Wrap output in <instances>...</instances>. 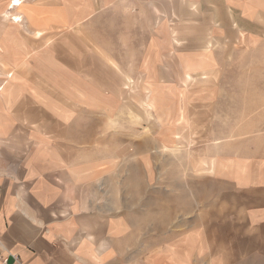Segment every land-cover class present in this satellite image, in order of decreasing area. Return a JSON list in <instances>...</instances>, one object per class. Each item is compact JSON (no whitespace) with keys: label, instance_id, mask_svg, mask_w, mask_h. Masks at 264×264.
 I'll list each match as a JSON object with an SVG mask.
<instances>
[{"label":"crops","instance_id":"obj_1","mask_svg":"<svg viewBox=\"0 0 264 264\" xmlns=\"http://www.w3.org/2000/svg\"><path fill=\"white\" fill-rule=\"evenodd\" d=\"M13 1L0 0V235L10 253L0 264H264V98H188L196 80L228 78L238 62L243 79L248 52L260 70L264 0ZM137 71L162 120L171 103L165 146L193 156L173 161L189 172L177 206L187 224L140 253L121 240L131 221L110 203L115 161L97 157L100 123L115 122ZM196 169L213 210L203 225Z\"/></svg>","mask_w":264,"mask_h":264},{"label":"rangeland","instance_id":"obj_2","mask_svg":"<svg viewBox=\"0 0 264 264\" xmlns=\"http://www.w3.org/2000/svg\"><path fill=\"white\" fill-rule=\"evenodd\" d=\"M251 57V52L244 56L246 63L244 73H239L240 77L243 75V79L237 81L235 78L240 68L238 62L233 70L223 72L230 79H220L215 73V79L212 81H206V78L196 80L191 87L194 94L188 98H264V64L260 66V70L252 71L250 61L249 63L246 61ZM133 73L136 74L135 83L133 81V85L129 88L132 98L117 100L114 123L112 120L107 122L106 119L100 123V129L104 130H101L99 137L97 157L100 163L107 160L112 161V159L115 161V200L110 203L114 202L117 218L124 217L131 221L132 231L126 232L125 237L121 234V240L129 242L133 252L140 253L146 248L155 249L158 244L175 236L174 229L187 224L186 218L182 219L177 216V206L180 205L182 208L184 204L187 205L185 198L189 186L186 183L179 184L178 181L182 180L181 176L185 178L188 176L187 161L193 156L182 152L173 153L165 146L172 141V121L168 119L169 114H166V109L170 110L172 107L171 103H164L160 106L165 113L162 120L156 112L157 105L154 103V98H148V95H151L150 89L140 86L141 82L138 81L140 72ZM257 73L259 77H256ZM141 95L143 98H140ZM107 129L110 132L115 130L114 141L112 133ZM107 132L110 133L109 136ZM185 136V143L190 145L192 141L189 142L187 133ZM191 145L195 144L191 143ZM113 153L114 158H112ZM93 154L96 157V152ZM196 157H198L197 154ZM175 160L184 162L186 167L174 169L173 161ZM124 163L127 165L123 166ZM195 172L196 185L191 188H195L197 196L196 224L203 225V216L208 214L210 218L213 210L205 209L204 185L200 179L203 170L196 169ZM100 176L102 177V173ZM104 188L106 185H101L100 193L104 191ZM184 195V200L180 199ZM175 203L177 205H174ZM206 203L210 204L209 201ZM215 224L217 225L218 222ZM197 235L202 238L204 234ZM211 237L214 242L211 253L214 257V253L219 252V233L212 232ZM203 252L204 250H199L200 254ZM244 261L243 264H258L252 260ZM229 264H235V262H229Z\"/></svg>","mask_w":264,"mask_h":264},{"label":"built area","instance_id":"obj_3","mask_svg":"<svg viewBox=\"0 0 264 264\" xmlns=\"http://www.w3.org/2000/svg\"><path fill=\"white\" fill-rule=\"evenodd\" d=\"M14 20H18V19L14 18ZM0 212H1V207H0ZM9 255L10 253L8 250H6L3 244V239L0 235V262L5 263Z\"/></svg>","mask_w":264,"mask_h":264},{"label":"bare ground","instance_id":"obj_4","mask_svg":"<svg viewBox=\"0 0 264 264\" xmlns=\"http://www.w3.org/2000/svg\"><path fill=\"white\" fill-rule=\"evenodd\" d=\"M22 0H14L12 4L14 5H20Z\"/></svg>","mask_w":264,"mask_h":264}]
</instances>
